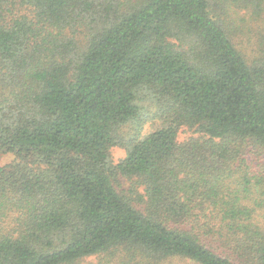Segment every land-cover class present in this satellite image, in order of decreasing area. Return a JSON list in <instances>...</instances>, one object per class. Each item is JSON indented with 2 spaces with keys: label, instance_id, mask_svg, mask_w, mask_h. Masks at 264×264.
<instances>
[{
  "label": "trees",
  "instance_id": "1",
  "mask_svg": "<svg viewBox=\"0 0 264 264\" xmlns=\"http://www.w3.org/2000/svg\"><path fill=\"white\" fill-rule=\"evenodd\" d=\"M248 22L264 0H0V264H264Z\"/></svg>",
  "mask_w": 264,
  "mask_h": 264
},
{
  "label": "rangeland",
  "instance_id": "2",
  "mask_svg": "<svg viewBox=\"0 0 264 264\" xmlns=\"http://www.w3.org/2000/svg\"><path fill=\"white\" fill-rule=\"evenodd\" d=\"M261 27L260 23L256 22H248L246 27V33L244 36H239V42L240 43V49L242 50V53L247 54L248 56H259L262 54V51L264 50V42L261 43L260 35L258 36L256 32H258V28ZM160 123H148L144 128V132L148 133L150 131H153L156 126H158ZM125 131H128V129H125ZM198 134L193 131L189 130L187 128H182L177 136V140L179 143H185L189 139L197 138ZM110 156L113 163L117 164L125 157V151L118 147H113L110 150ZM14 155L13 154H3L0 155V167L10 164L14 161ZM129 183L125 178H119V181L115 184L116 189L119 192L122 191H128ZM257 221L264 226V209H261L257 212ZM82 264H102L100 258L93 257L88 258L82 262Z\"/></svg>",
  "mask_w": 264,
  "mask_h": 264
}]
</instances>
